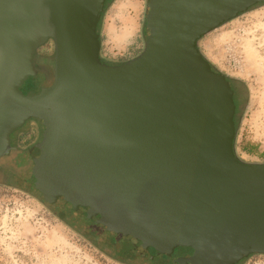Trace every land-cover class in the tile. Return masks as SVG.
Instances as JSON below:
<instances>
[{
  "label": "water",
  "instance_id": "water-1",
  "mask_svg": "<svg viewBox=\"0 0 264 264\" xmlns=\"http://www.w3.org/2000/svg\"><path fill=\"white\" fill-rule=\"evenodd\" d=\"M110 1L0 0V169L127 261L264 256V163L236 155V90L198 48L264 0H148L143 50L120 64L100 56ZM31 120L41 138L23 155L14 136Z\"/></svg>",
  "mask_w": 264,
  "mask_h": 264
},
{
  "label": "rangeland",
  "instance_id": "rangeland-1",
  "mask_svg": "<svg viewBox=\"0 0 264 264\" xmlns=\"http://www.w3.org/2000/svg\"><path fill=\"white\" fill-rule=\"evenodd\" d=\"M147 2L108 3L99 26L103 61L120 64L142 52ZM198 48L236 90V155L247 163H264V4L206 35ZM53 53L48 43L34 58L42 87L53 79ZM32 128L29 121L14 136L23 155L41 138V127L36 134ZM251 146L257 153H245ZM27 178L24 172L0 169V264H141L120 257L103 238L95 239L86 223H60L57 210L27 188ZM239 264H264V256L252 255Z\"/></svg>",
  "mask_w": 264,
  "mask_h": 264
},
{
  "label": "flooded vegetation",
  "instance_id": "flooded-vegetation-1",
  "mask_svg": "<svg viewBox=\"0 0 264 264\" xmlns=\"http://www.w3.org/2000/svg\"><path fill=\"white\" fill-rule=\"evenodd\" d=\"M31 123H32V125H33V128H32V132H33V134H36V133H38L39 132V130H40V124L37 122V121H35V120H31L30 121ZM40 133V132H39ZM41 135V134H40ZM18 144H20V139H18ZM22 146L23 145H20L19 146V148H22ZM25 185V184H24ZM49 215H51V213H48ZM57 218H58V220H59V222L60 223H62V224H68L67 222V220H64V218L63 219H61L58 215H57ZM252 256V255H251ZM250 257V256H249Z\"/></svg>",
  "mask_w": 264,
  "mask_h": 264
},
{
  "label": "trees",
  "instance_id": "trees-1",
  "mask_svg": "<svg viewBox=\"0 0 264 264\" xmlns=\"http://www.w3.org/2000/svg\"><path fill=\"white\" fill-rule=\"evenodd\" d=\"M51 43V42H49ZM40 49V48H39ZM245 153L247 154H253V153H257L256 152V146H251V148H245ZM260 156L264 157V154L260 153Z\"/></svg>",
  "mask_w": 264,
  "mask_h": 264
}]
</instances>
